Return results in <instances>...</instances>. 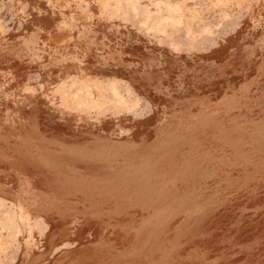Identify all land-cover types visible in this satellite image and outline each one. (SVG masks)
I'll list each match as a JSON object with an SVG mask.
<instances>
[{
	"label": "rangeland",
	"instance_id": "obj_1",
	"mask_svg": "<svg viewBox=\"0 0 264 264\" xmlns=\"http://www.w3.org/2000/svg\"><path fill=\"white\" fill-rule=\"evenodd\" d=\"M0 264H264V0H0Z\"/></svg>",
	"mask_w": 264,
	"mask_h": 264
},
{
	"label": "bare ground",
	"instance_id": "obj_2",
	"mask_svg": "<svg viewBox=\"0 0 264 264\" xmlns=\"http://www.w3.org/2000/svg\"><path fill=\"white\" fill-rule=\"evenodd\" d=\"M20 208H21V212H20L21 220L28 231L30 241L33 242L35 240V236H34V224L32 222L31 213L27 211L24 206H20Z\"/></svg>",
	"mask_w": 264,
	"mask_h": 264
}]
</instances>
